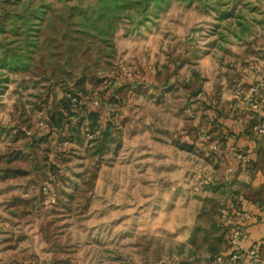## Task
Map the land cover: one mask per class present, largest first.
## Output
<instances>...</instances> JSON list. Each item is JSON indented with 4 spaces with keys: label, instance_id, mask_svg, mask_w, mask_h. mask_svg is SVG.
<instances>
[{
    "label": "rangeland",
    "instance_id": "obj_1",
    "mask_svg": "<svg viewBox=\"0 0 264 264\" xmlns=\"http://www.w3.org/2000/svg\"><path fill=\"white\" fill-rule=\"evenodd\" d=\"M263 52L264 0H0V264H172L209 236L222 263L237 212L183 134ZM184 195L208 203L178 239Z\"/></svg>",
    "mask_w": 264,
    "mask_h": 264
},
{
    "label": "crops",
    "instance_id": "obj_2",
    "mask_svg": "<svg viewBox=\"0 0 264 264\" xmlns=\"http://www.w3.org/2000/svg\"><path fill=\"white\" fill-rule=\"evenodd\" d=\"M247 73L251 75L246 76L251 79V86H242L244 90L240 87L233 89L231 84L219 86L216 92L211 89L203 94L198 112L189 118L183 134L185 140L194 146L200 145L195 156L200 159L207 186L210 185V189H214L218 197L221 196L220 200H224L226 205L231 204L237 212L234 221L240 229L236 234L228 235L229 244L225 245L224 240L221 243L220 237L216 238L217 252L225 258L220 264H264V131L260 129L264 120V52L252 59L251 73ZM167 79L170 80L167 81L169 86L176 77L171 73ZM238 95L241 99L237 98ZM92 106L100 114L106 113V106L100 102ZM191 147L188 152L192 156ZM211 161H214L213 165ZM229 192L233 193L232 197ZM203 198L197 201L184 195L182 201L180 198L175 201L171 220L176 224V220L183 218L185 229L173 232L172 236L178 239L188 237L193 212L196 207L208 203V199ZM177 213L179 218L176 219ZM208 238L199 253L193 248L186 253L189 254L187 258L173 250L172 257L175 259L172 264H213L204 261L212 252L207 248Z\"/></svg>",
    "mask_w": 264,
    "mask_h": 264
},
{
    "label": "built area",
    "instance_id": "obj_3",
    "mask_svg": "<svg viewBox=\"0 0 264 264\" xmlns=\"http://www.w3.org/2000/svg\"><path fill=\"white\" fill-rule=\"evenodd\" d=\"M260 129L264 131V120L260 123Z\"/></svg>",
    "mask_w": 264,
    "mask_h": 264
}]
</instances>
